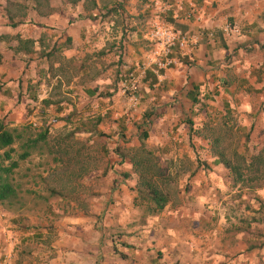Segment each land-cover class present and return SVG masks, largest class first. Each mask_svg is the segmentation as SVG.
I'll return each mask as SVG.
<instances>
[{
	"label": "rangeland",
	"instance_id": "obj_1",
	"mask_svg": "<svg viewBox=\"0 0 264 264\" xmlns=\"http://www.w3.org/2000/svg\"><path fill=\"white\" fill-rule=\"evenodd\" d=\"M117 3L121 10L90 21L95 26H89V30L103 39L107 37L105 43L89 40L84 44L88 46L86 52L69 59L63 56L64 50L45 61L36 59L30 63L22 59L26 64L24 70L29 73L25 81H31L32 70L39 69L42 82L35 91L40 96L47 94L53 104L37 111L25 107L22 115L17 111L9 119L1 113L0 123L17 132L26 127V136L46 129L49 142L70 134L67 157L73 159L63 169L50 163L45 154L38 157L33 151L28 160L19 162L12 178L20 184L18 198L23 207L15 213L2 214L6 211L0 205V219H9L14 232L31 228L28 232L38 234L31 243H20L21 253L52 251L56 248L54 242L60 238L58 233L67 232L73 237L68 247L75 248L80 244L75 239L81 237L83 249L98 250L99 264L104 260L105 264H255L256 261L264 264V177L256 182L235 184L233 174L214 162L212 155L214 150H222L224 158L241 169L244 180L254 173L246 168L252 157L263 161L259 170L264 173V101L261 102V96L240 89L236 82L248 73L251 60L255 59L252 49L242 54L233 52L227 63L216 59L214 64L207 65L205 69L210 73L204 75L202 84L193 91L197 103L191 105L183 96L191 90L190 84L176 86L178 91L173 89L177 84L167 80L152 86L147 72L160 78L164 71L179 65L175 63L161 74L153 73L151 62L144 56L153 52L146 39L148 48L141 52L101 49L112 42L111 36L116 32L125 35L123 31L130 30L126 13L132 3L129 0ZM61 7L68 10L64 5ZM9 9L15 15L14 21L25 22L16 28L5 27L8 23L0 9V49L14 47L16 37H22L21 34L29 35L27 40L32 42V37L38 40L42 35L41 46L46 53L60 48V42L51 43L49 36L55 35L51 26L44 24V29L32 26V22H27L29 16L20 19L16 11ZM71 13L68 11L69 21L74 18ZM151 24L148 22L146 31ZM86 28L82 26L81 30ZM101 50L104 52L99 54ZM137 55L142 60H132ZM188 62L192 63L190 59ZM141 67L144 74L137 78ZM130 75L138 80V99L135 107L128 110L127 96L120 90L121 81ZM67 79L65 87L58 82ZM219 79L229 81L225 93L219 88ZM94 89L97 93L90 98L86 93ZM112 89L110 97L96 99L100 93H111ZM86 97L93 100L90 107ZM222 101L227 102L228 114ZM96 118L100 121L94 129L99 134L84 130L90 129ZM191 125L193 134L188 131ZM14 146L17 148V144ZM116 153L122 154L125 162H120ZM138 169L150 173L155 184L167 193L168 203L158 212L149 213L147 208L152 205L134 191ZM69 172L75 173V179L64 175ZM120 184L131 197V214L124 212L127 213L124 217L121 213L114 217L113 198L108 199L110 205L93 211L98 197L111 188L119 189ZM47 188L57 189L59 196H47ZM29 190L47 200L26 194ZM84 210L87 214H83ZM76 217L86 222H73ZM12 218L21 220L17 225ZM62 219H67V223L58 224ZM118 221L125 223L121 227Z\"/></svg>",
	"mask_w": 264,
	"mask_h": 264
},
{
	"label": "crops",
	"instance_id": "obj_2",
	"mask_svg": "<svg viewBox=\"0 0 264 264\" xmlns=\"http://www.w3.org/2000/svg\"><path fill=\"white\" fill-rule=\"evenodd\" d=\"M129 2L130 4L132 3V6L127 11L126 16L130 20L128 25L130 30H124L125 35H122L121 32H116V34L111 36L112 42L110 44L106 43L104 47L101 46V49H132L137 52H141V49H147V43L145 44L146 25L148 22L151 24L157 20L181 32H195L198 30L214 31L215 36L212 41H201L195 47L192 57H187V60L190 59L192 63L188 62L189 65L178 63L179 66L177 68H170L164 71L160 78L151 73L156 80L155 83L167 80V82H172L173 85L177 84L173 88L175 91L182 88L184 84H186V87H188L187 84H190V86L191 84L200 86L202 84L200 81H203L204 75L210 73L205 69L207 65L211 66L216 59H222V62L224 60L227 63L233 52L242 54L252 49L255 59L251 60V67L248 73L236 82L239 83L240 89L242 88L247 93L259 95L262 99L261 102L264 101V0H129ZM164 5L167 8H164ZM190 8L196 11L197 20L184 18L185 13ZM68 11L71 13L73 10L57 11L47 17L34 16L32 26L38 27L37 25L39 24L51 26L52 34H55L52 37L49 36L52 38L51 43L58 45L60 42L59 50H64L62 54L66 59L71 58L76 53L86 52L85 49L88 46L84 44H87L89 40L93 42L97 39L98 41L106 42L107 37L103 39V37L95 34V31H92V29L89 30V26L94 28L95 24L92 25V22L88 21V19H78L75 10L74 13H71L74 15V18L72 21H69ZM226 22L238 25V35L227 38L221 36L219 29ZM20 24H17L14 28L20 26ZM82 26H87V28L81 30ZM5 27L9 26L5 25ZM20 36H22L20 39L27 40L30 38L29 35L21 34ZM41 36H38V40L37 37H32V53L28 55H24L22 52L13 53V47L11 49H0V114H7V119H9V115L11 116L17 111L22 115L24 108L28 106L33 111H37L44 106H51L53 104V102H50V97L46 96L47 94L40 96L39 92L35 91V87L41 85L42 82L40 79L41 71L39 69L36 71L32 70L31 81H29L30 79L26 81L24 79L29 73L27 70H24L26 64L22 63V59L26 58V62L30 63L31 61H36V59L46 60L44 56L38 55L40 51L46 53L43 49L44 46H41L43 42ZM149 49L153 48L150 47ZM31 56H33L32 59H29ZM144 56H146V60L152 58L151 52H148V54L144 53ZM132 60L140 61L142 58L137 55ZM187 76L189 77L186 80ZM58 82L65 87L69 81L67 79L65 82L61 80ZM218 83L219 88L225 93L227 87L230 85L229 81L219 79ZM151 84L153 86L154 83L151 82ZM176 86H179V88ZM188 91L183 95L186 98ZM94 96L95 94L89 97ZM90 98L86 97V103H90L89 107L91 101H93ZM96 99L101 101L106 98L97 97ZM42 100H46L49 103L44 105L41 102ZM125 101L128 110L135 107V105H129L126 98ZM62 102H65V99H62ZM59 105H62V103ZM118 187L119 189L114 187L102 193L98 197L97 203L93 204V211L99 210L104 205H110L108 204V199L113 198L114 200L111 205H113L112 211H115L114 217L120 216L119 213L123 217L127 213L131 214L132 202L129 200L131 197L126 192L123 184H120ZM216 206H214L215 209L217 208ZM5 213L7 214V212H2V214ZM74 220L73 222H86L81 217H76ZM62 223L66 224L67 219L58 221V224ZM124 223L123 221L118 224L122 227ZM30 229L14 232L15 230L10 226L9 219H0V264H99L96 260L99 256L98 250L90 252L87 249H83L81 237L75 239L78 240L77 242H80L75 248L68 247L73 237L65 234L67 232H64V234L58 233L60 238L57 239V242H54L56 248L52 251L42 250L39 252L38 250H28L21 253V250L18 249L20 243L22 241L23 243H31L33 236L38 235L34 231L28 232ZM99 238H102V236ZM104 254L100 251L101 256H104ZM22 255L24 256V260L20 261ZM198 257L200 258V256ZM198 257L195 256L194 258ZM100 264H105V260ZM198 264L202 263L198 262ZM255 264H259V262L256 261Z\"/></svg>",
	"mask_w": 264,
	"mask_h": 264
},
{
	"label": "trees",
	"instance_id": "obj_3",
	"mask_svg": "<svg viewBox=\"0 0 264 264\" xmlns=\"http://www.w3.org/2000/svg\"><path fill=\"white\" fill-rule=\"evenodd\" d=\"M62 5L67 7L68 9H72L76 11V17L78 19H88L89 21H94L99 19L100 17H108L116 13L118 10H121V5L117 3V0H2L0 2V9L3 14L1 15L7 20L8 26L14 28L17 24H20L21 21L18 19L14 21L15 15L11 14V9L16 11L17 17L20 19L24 16H29L27 22H32L34 16L38 17H47L52 15L57 11L62 10ZM78 10V11H77ZM103 11L102 15L99 13ZM23 23L25 22L22 21ZM33 23V22H32ZM40 28H45V26L39 24L37 25ZM43 38V37H41ZM42 45V44H41ZM33 42L20 39L16 37V45L12 48L13 53L22 52L24 55H28L32 53ZM111 50V49H107ZM59 49H51L50 53H43L40 51L38 55L44 56L45 59H49L52 57L54 53H58ZM104 50H101L99 54H102ZM1 60V55H0ZM177 63L189 65L186 56H177ZM161 74L162 71H159ZM117 72L115 71V75ZM147 74L151 77V82L155 83L156 80L150 72ZM224 84V83H222ZM197 85L191 84V90L187 93V99L190 101L191 105H195L197 100L196 96L193 93L194 90H197ZM114 92V89L111 90V93H100L101 98L110 97ZM256 92V91H253ZM97 93V90L87 91L88 96H92ZM8 94V93H7ZM44 105H47L49 102L46 100L41 101ZM222 108L225 114H228V105L226 101H222ZM100 121L99 118L95 119L94 125L90 128H84L87 132L97 133L95 125ZM24 127L23 131L17 132L15 129H7L4 127L2 123H0V205L2 209L8 213H15L19 211L23 205H21L18 198V190L20 188V184L14 182L12 178L13 171L18 167L19 162H23L28 160L33 151L37 152V156L40 157L42 154H45L50 158V163L58 164L61 168L66 169L69 167L70 162L73 157H67L69 154V150L71 148L70 144V134L62 135L54 141L49 142L47 139V130L43 129L38 133H35L33 136L24 135ZM188 131L193 134L194 131L192 129V125ZM145 135H143V138ZM123 138V137H121ZM216 142V139H215ZM17 144V148L14 146ZM216 144H218L216 142ZM223 151H213L212 155L215 157V161L217 164H220L225 170L233 174V182L235 184H240L244 182H256L259 181V178L264 177V173L260 172L259 165H262V162L258 157H252L250 162L247 163V170L252 171L254 173L251 174L250 178L244 180L243 172L237 165H232L228 160H226L223 156ZM120 162H123L126 158L120 154L116 153ZM66 158V160H65ZM254 162V163H253ZM48 164V163H46ZM254 166V167H253ZM61 175L63 174L60 173ZM68 178H74L75 173L69 172L67 174ZM124 178H127L128 175L123 174ZM42 182V178L40 175L37 176ZM135 182L136 187L134 191L140 198L147 200L152 207H148L147 211L149 213L160 211L167 203L168 197L167 193L163 192L154 182L153 177L146 170L138 169L135 173ZM46 192L47 196H59L60 192L57 189L47 188ZM26 194L32 195L34 198L42 201H46L47 197H43L38 195L36 191L29 190L25 192ZM83 214H87V211L84 210ZM21 218L18 220L12 218V223L19 224ZM120 258H124V256H120Z\"/></svg>",
	"mask_w": 264,
	"mask_h": 264
},
{
	"label": "built area",
	"instance_id": "obj_4",
	"mask_svg": "<svg viewBox=\"0 0 264 264\" xmlns=\"http://www.w3.org/2000/svg\"><path fill=\"white\" fill-rule=\"evenodd\" d=\"M164 8L167 6L164 5ZM185 19H196V11L190 8L184 15ZM219 33L222 37L227 38L238 35L239 27L235 23H224L219 29ZM146 40L151 43L153 52L152 58H148L147 62H151L152 72L156 73L163 71L169 66L177 63V56L189 57L192 55L195 47L203 40L212 41L215 36L214 31H202L195 32H181L173 27L167 25L162 21H155L150 25V28L146 31ZM154 54V56H153ZM138 72L136 76L144 74V67ZM130 75L128 79L121 81L120 93L127 96L126 99L129 105H135L138 97L136 96L137 78ZM35 126L34 123H31Z\"/></svg>",
	"mask_w": 264,
	"mask_h": 264
}]
</instances>
